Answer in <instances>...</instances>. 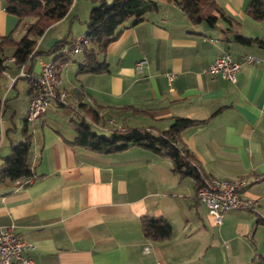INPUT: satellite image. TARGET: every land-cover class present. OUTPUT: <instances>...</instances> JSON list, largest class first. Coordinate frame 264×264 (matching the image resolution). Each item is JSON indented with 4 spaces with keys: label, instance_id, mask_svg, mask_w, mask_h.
Instances as JSON below:
<instances>
[{
    "label": "crops",
    "instance_id": "0c3cea01",
    "mask_svg": "<svg viewBox=\"0 0 264 264\" xmlns=\"http://www.w3.org/2000/svg\"><path fill=\"white\" fill-rule=\"evenodd\" d=\"M92 1L74 0L37 43L40 53L44 41L48 48L66 42L51 62L67 53V61L56 65L68 100L63 106L50 103L31 130L23 120L22 129L26 123L31 135L26 161L33 178L0 183V227L13 226L33 247L23 253L32 264H252L257 256L264 258V226L257 224L264 219V50L236 40L264 39V23L244 13L249 0H215L234 22L219 19L214 28L192 25L174 3L153 0L157 13L119 29V39L103 57L107 73L77 74L83 57L70 58L66 44L78 39L71 34L74 23L85 25ZM67 20L69 32L61 39L55 30ZM16 25L0 0V37L12 34ZM81 33L85 26H79ZM221 54L241 63L234 84L206 72ZM246 57L252 63H245ZM33 58L24 65L31 76ZM7 65L2 77L11 86L4 107L19 80L27 81L29 103V79L11 83L10 72L19 69ZM80 104L105 117V125L96 127L101 134L127 128L165 131L176 117L206 121L182 132L185 147L207 177L243 181L238 195L254 200V210L227 213L215 225L195 197L192 178L174 174L168 158L142 148L99 155L74 145V122L84 116ZM11 107L5 112L0 106V168L22 139L10 133L16 132L17 112ZM146 216L166 219L170 239L147 240L141 226Z\"/></svg>",
    "mask_w": 264,
    "mask_h": 264
},
{
    "label": "trees",
    "instance_id": "16d2710c",
    "mask_svg": "<svg viewBox=\"0 0 264 264\" xmlns=\"http://www.w3.org/2000/svg\"><path fill=\"white\" fill-rule=\"evenodd\" d=\"M73 2L74 0H3L6 12L17 19V25L12 34L0 37V77L7 70L10 59L13 66L19 69L33 56L39 54L36 49L38 41L49 27L67 15ZM92 2L95 6L85 22L86 33L82 37L88 40V45H80L78 52L83 53V61L78 64L77 74L107 73L108 64L104 60L99 61L98 57H105L110 45L119 39L121 26L128 21L131 26H135L143 22L148 14L157 13L159 10V4L153 0H111L110 4L105 0ZM168 2L174 3L192 25L204 24L214 28L219 19L228 24L234 22L215 0H168ZM244 13L253 21L264 23V0H249ZM16 30L24 32L19 40L13 37ZM236 40L241 45H256L264 50V39L236 36ZM65 43L58 42L50 53L56 54ZM75 43L76 40L66 44L69 45L70 52H77ZM66 54L60 53L52 62L57 77L60 68L56 63L60 61L62 64L67 61L64 58ZM32 91L31 89V93ZM79 108L84 116L74 122V145L99 155H112L130 148H142L154 155L168 158L174 174L192 178L195 192L208 178L193 154L185 147L181 137L184 130L200 126L206 121L176 117L165 131L127 128L109 129L107 134H101L96 127L105 125V117H101L97 110L87 108L86 105L80 104ZM21 134V141L11 146L9 155L4 158L0 168V183L33 178V171L26 161L31 148V135L26 123ZM258 223L264 226V219L258 220ZM141 226L144 237L152 242L169 240L172 234L171 225L162 217L146 216L142 218ZM252 264H264V258L257 256Z\"/></svg>",
    "mask_w": 264,
    "mask_h": 264
},
{
    "label": "built area",
    "instance_id": "2783aa9c",
    "mask_svg": "<svg viewBox=\"0 0 264 264\" xmlns=\"http://www.w3.org/2000/svg\"><path fill=\"white\" fill-rule=\"evenodd\" d=\"M80 45H88V40L82 37L76 40L74 47L77 52L80 50ZM244 61L252 63L253 59L246 57ZM9 62L12 60L10 59ZM24 65L19 68V77L30 79L33 90L29 100L27 122H33L41 117L50 103L62 106L67 104V93L61 89L52 63L40 62L37 79L24 70ZM240 67L241 63L233 60L228 54H221L215 57L206 72L234 84ZM171 78V76L168 77L169 80ZM243 185L244 182L241 180L228 181L208 177L197 188L195 197L203 204L214 224L220 225L227 213L254 210L256 205L254 200L242 199L238 195ZM28 250H33V247L15 233L13 226L0 227V264H32L31 259L23 257V253ZM148 251L149 247H146L145 252Z\"/></svg>",
    "mask_w": 264,
    "mask_h": 264
},
{
    "label": "rangeland",
    "instance_id": "374dc122",
    "mask_svg": "<svg viewBox=\"0 0 264 264\" xmlns=\"http://www.w3.org/2000/svg\"><path fill=\"white\" fill-rule=\"evenodd\" d=\"M80 1V0H78ZM83 2V0H82ZM111 1L108 2V4H110ZM219 21V20H218ZM219 25H221V20L219 21ZM81 22H77L74 23V27H73V31H72V35L77 39V38H81L83 33L79 34V26L80 27H84L86 28V25L81 26L80 25ZM56 34L58 36H60V38L62 39L66 34H68L69 32V20H67L66 22H62L61 24H59V26L57 27V29L55 30ZM24 32L22 30H18L17 33L14 35L16 40H19L22 36H23ZM49 38V37H48ZM59 42V41H58ZM57 42V43H58ZM54 43L50 48L48 47H44L45 46V41L42 43V47L40 53L36 56H34L33 58V74L32 77L34 79H37L39 77V71H40V62H43L44 64H51L52 59H53V55L50 53V50L53 48V46H55ZM69 43V42H68ZM45 48V49H44ZM66 48H69V45L66 46ZM65 51H67L65 49ZM60 53V52H59ZM77 53V52H76ZM74 53V52H70V58H74L75 60H78L79 58L81 59L83 57V53L82 52H78V55ZM76 54V55H75ZM99 61L103 60L102 56L98 57ZM53 64V63H52ZM74 70V69H73ZM76 73V68L74 71H72V76H74V74ZM65 76V68L63 69L62 75H61V79L63 80ZM17 78H19V73H14V72H10L9 74V81H11V83H13L12 81H15ZM25 78V77H23ZM58 78V77H57ZM28 79V78H26ZM30 81V79H29ZM17 87L14 89H11L10 94L8 96V98L6 99V105L4 107L3 103L5 100V92L7 91V89L10 88V83L8 81L5 80L4 77H0V106L4 108V111L7 112V108L6 106L11 107V104L13 103V105L15 104L14 107L11 108H16L17 112L15 115V121L14 124L16 125V132L15 134L13 133L14 131H10V133L12 134V138L19 137L21 138V131H22V126H23V120H27V104L28 103V97H27V91H28V84L26 80H19L17 83ZM32 85V84H31ZM18 92V94H17ZM11 103V104H10ZM13 110L8 111L9 113H13ZM21 119V121H20ZM36 121V120H35ZM34 122V121H33ZM32 122H28V127L29 130H31L32 128ZM11 129L13 128V126L11 125L10 127ZM20 140V139H19ZM18 140V141H19ZM17 141V142H18ZM16 142V143H17ZM15 143V144H16Z\"/></svg>",
    "mask_w": 264,
    "mask_h": 264
}]
</instances>
